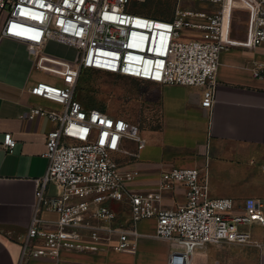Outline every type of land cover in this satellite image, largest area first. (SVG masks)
I'll return each mask as SVG.
<instances>
[{
    "label": "built area",
    "instance_id": "built-area-1",
    "mask_svg": "<svg viewBox=\"0 0 264 264\" xmlns=\"http://www.w3.org/2000/svg\"><path fill=\"white\" fill-rule=\"evenodd\" d=\"M133 1L145 0H0L6 12L0 39L24 43L35 68L61 81H37L28 90L57 108L34 105L21 115L44 117L54 127L45 135L47 167L35 179L32 215L19 239L17 264L56 261L69 250L132 252L136 224L150 218L155 219V237L175 245L168 264H190L195 250L206 244H257L240 227L264 225V204L246 198L236 205L229 197H211L206 167H172L160 174L154 189H130L117 153L123 138L144 145L139 126L84 106L75 90L81 71L91 69L161 85L199 86L200 105L211 108L220 53L264 47V0H176L170 18L135 12ZM183 1L203 8H182ZM234 1L248 6L236 7ZM234 10L247 14L244 39L231 36ZM48 40L73 47L74 57L45 53ZM251 72L264 77V61L254 62ZM2 145L13 151L16 141L5 133ZM177 186L184 190L183 203L164 206V193ZM44 209L57 213V219H42Z\"/></svg>",
    "mask_w": 264,
    "mask_h": 264
},
{
    "label": "crops",
    "instance_id": "crops-1",
    "mask_svg": "<svg viewBox=\"0 0 264 264\" xmlns=\"http://www.w3.org/2000/svg\"><path fill=\"white\" fill-rule=\"evenodd\" d=\"M242 2H234L241 6ZM6 12L0 10V29ZM232 38L239 29L231 27ZM71 46L48 40L43 51L72 59ZM24 43L0 39V264H17L19 239L32 215L35 179L44 175L47 159L44 141L54 124L44 117L24 118L31 106L57 108L49 100L31 95L37 81L60 84L58 77L36 69ZM256 61H264V47H233L219 55L214 103L200 105L199 86L161 85L142 81L132 99L133 123L145 143L123 138L117 160L128 174L132 190L154 189L160 174L172 167H206L211 197H229L238 205L246 198L264 204V77L252 75ZM16 141L13 151L3 145V135ZM53 187H49L51 192ZM184 190L177 186L164 193V206L183 203ZM44 220L57 213L44 209ZM257 244L220 242L195 250L190 264H264V225H242ZM130 238L132 252L107 247L97 251H63L56 261L34 259L26 264H168L172 242L155 237V219L136 224Z\"/></svg>",
    "mask_w": 264,
    "mask_h": 264
},
{
    "label": "rangeland",
    "instance_id": "rangeland-1",
    "mask_svg": "<svg viewBox=\"0 0 264 264\" xmlns=\"http://www.w3.org/2000/svg\"><path fill=\"white\" fill-rule=\"evenodd\" d=\"M239 2H242L241 6H246L245 2ZM180 6L194 10L203 8L196 2L187 1H183ZM130 8L131 10L141 9L144 13L152 15L170 17L176 8V0H145L140 4L133 1ZM246 17L247 14L243 10H234L233 12L231 27L234 30L239 29L240 34L236 39L245 38ZM181 39L185 40V37H181ZM69 55L73 58L74 50H71ZM142 87L140 80L87 69L80 73L75 97L85 106L102 108L113 115L132 120L134 92L139 91Z\"/></svg>",
    "mask_w": 264,
    "mask_h": 264
},
{
    "label": "trees",
    "instance_id": "trees-1",
    "mask_svg": "<svg viewBox=\"0 0 264 264\" xmlns=\"http://www.w3.org/2000/svg\"><path fill=\"white\" fill-rule=\"evenodd\" d=\"M135 12H138V13H141V14H145V15H148V16H152V17H155V18H170V17H165V16H157V15H152V14H148V13H144L143 10L141 9H133ZM85 106V105H84ZM86 107H93V106H86ZM98 108V107H97ZM102 109V108H100Z\"/></svg>",
    "mask_w": 264,
    "mask_h": 264
},
{
    "label": "bare ground",
    "instance_id": "bare-ground-1",
    "mask_svg": "<svg viewBox=\"0 0 264 264\" xmlns=\"http://www.w3.org/2000/svg\"><path fill=\"white\" fill-rule=\"evenodd\" d=\"M234 2H238V1H234ZM234 2L232 3L234 5ZM244 2V1H243ZM236 6V5H234ZM248 5L246 4V6H240V7H247ZM236 7H239V6H236Z\"/></svg>",
    "mask_w": 264,
    "mask_h": 264
}]
</instances>
